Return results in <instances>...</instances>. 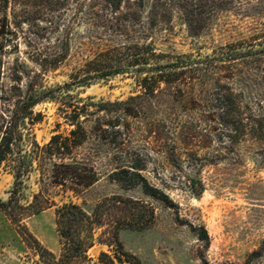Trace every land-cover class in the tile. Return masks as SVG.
<instances>
[{"label":"rangeland","instance_id":"1","mask_svg":"<svg viewBox=\"0 0 264 264\" xmlns=\"http://www.w3.org/2000/svg\"><path fill=\"white\" fill-rule=\"evenodd\" d=\"M172 1L168 9L161 10L153 7V0H144L139 13L143 28L128 38L93 20L88 22L92 17L87 11L69 29L66 26L72 10L61 16L57 29L47 23L50 16L46 11L17 12L14 20L8 14V26L0 33L1 82L8 85L14 72L21 69V88L36 84L42 94L34 112L41 113L42 120L33 127V135L43 145L55 133L66 135L71 129L58 111L70 97L114 102L138 94L139 75L135 69L128 75L89 85L72 83L70 74L100 50L148 42L157 52L171 56L204 57L219 46L243 43L242 56L224 65L233 68L230 73L222 72L224 69L214 71L188 81L180 90L160 85L164 90L149 98L138 118L116 122V114L111 113L106 115V123L83 122L88 139L75 150L73 158L92 167L97 182L79 195L50 185L47 191L56 204L72 202L87 214L113 196L151 208L154 221L149 227L120 229L118 234L124 250L141 264H264V125L259 139L249 133V126L235 134L216 119L207 122L203 118L207 114L203 106L216 86L214 81L230 88L246 116L249 108L256 109L258 103L264 106V60L256 62L258 56L250 53L264 46V40H253V36L264 33V0ZM4 14L0 12V30ZM153 19L163 20L164 24L153 28ZM64 44L66 59L57 68L44 71L39 64L51 60ZM131 164L143 166L141 177L167 199L152 198L143 193L141 186L124 188L112 181L111 173ZM39 178L35 167L24 179L22 202L31 200L42 187ZM48 181L43 176V182ZM12 186V174L0 167V200L9 198ZM201 188L200 194L192 192ZM116 207L111 209L105 227L95 231L96 238L118 224L123 207ZM24 223L36 240L58 258L54 207ZM203 229L207 241L201 240ZM102 252L112 254L107 246L96 242L86 259L70 264H96ZM0 264H44L1 212Z\"/></svg>","mask_w":264,"mask_h":264},{"label":"trees","instance_id":"2","mask_svg":"<svg viewBox=\"0 0 264 264\" xmlns=\"http://www.w3.org/2000/svg\"><path fill=\"white\" fill-rule=\"evenodd\" d=\"M153 1L154 8L165 10L170 7L169 3L172 0ZM176 1L183 3L188 0ZM179 5L177 4L181 7ZM143 7L144 0H0V12L5 13L0 33L8 26V14L14 20L17 18V12L29 14L46 11V15L50 16L47 23L57 29L61 16H67L72 10L67 21V29L70 28V24L80 22L84 11H87L92 17L88 22L93 20L108 31L128 38L137 33V29L143 28L139 15ZM56 13L58 16H54ZM160 24H164L163 20L153 19L150 26L154 28ZM253 37L254 41H263L264 33ZM239 45L241 46L237 47ZM243 48L241 42L228 43L213 49L210 56L204 57L191 54L171 56L157 52L148 42H131L102 49L87 58L80 68L70 74L69 79L72 83L89 85L96 80L128 75L131 69H135L139 75L136 78L138 94L114 102L94 101L89 97L85 99L70 97V101L63 103L58 111L71 129L66 135L55 133L43 145H40L33 135V127L42 120L41 113L34 112L35 106L41 101L42 93L36 90V84L29 85L26 90L21 88L20 76L23 73L21 69L14 72L8 85H4L0 79V167L7 169L13 176L9 198L6 201L0 200V212L22 241L38 252L44 264H70L78 259H86L87 251L96 242L107 246L112 252L111 255L100 253L96 264H141L136 256L124 250L118 234L120 229L149 227L154 221V212L151 208L127 198L113 196L95 205L92 213L87 214L72 202L56 204L49 196L47 186L79 195L97 182V174L93 168L73 158L75 150L88 139L83 122L106 123V118L111 113L116 114L113 117L116 122H126L125 118H138L146 108L149 98L164 90L160 85L180 90L179 87L186 85L188 81L198 80L200 76L214 71L221 72V69H224L222 72L230 73L233 68L230 66L224 68L225 63L233 64L242 56L240 51ZM59 49L51 60L39 64L44 71L57 68L66 59L67 46L64 44ZM250 53L258 56L256 62L264 60V46L262 50ZM261 72L264 75V66ZM214 86L203 106L207 113L202 114L204 121L217 120L221 126L235 134L239 133L240 128L249 126V133L254 138L263 137L262 103H258L256 109L249 108V116H246L230 88L220 86L216 81ZM127 136L128 134H125V137ZM35 167L38 168L39 183L42 187L32 195L31 200L22 202L24 179L29 177ZM116 170L110 174V178L124 188L141 186L144 194L159 200L167 199L162 191L148 185L141 177L139 172L144 170L143 166L131 164ZM43 176L49 181L43 182ZM202 191V188L198 192L192 190L193 193L199 194ZM117 204L123 207L118 224L104 230L96 238L95 231L105 227L107 217L112 216L111 209L117 208ZM51 207H54L55 227L60 246L58 258L36 240L24 223L27 218ZM201 240H208L204 229Z\"/></svg>","mask_w":264,"mask_h":264}]
</instances>
